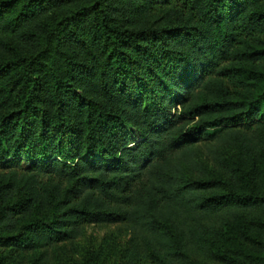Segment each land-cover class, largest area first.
Instances as JSON below:
<instances>
[{"label":"trees","instance_id":"16d2710c","mask_svg":"<svg viewBox=\"0 0 264 264\" xmlns=\"http://www.w3.org/2000/svg\"><path fill=\"white\" fill-rule=\"evenodd\" d=\"M93 224L264 264V0H0V249Z\"/></svg>","mask_w":264,"mask_h":264},{"label":"rangeland","instance_id":"374dc122","mask_svg":"<svg viewBox=\"0 0 264 264\" xmlns=\"http://www.w3.org/2000/svg\"><path fill=\"white\" fill-rule=\"evenodd\" d=\"M175 111L171 108L172 114ZM138 136L140 138V134ZM196 158L207 172H213L209 159L202 152L197 151ZM22 162L26 165L28 161ZM141 252L138 238L127 226L93 224L86 227L78 239L50 248L29 252L2 248L0 264H129L131 261L149 264Z\"/></svg>","mask_w":264,"mask_h":264}]
</instances>
